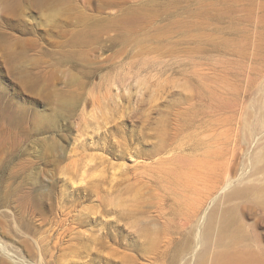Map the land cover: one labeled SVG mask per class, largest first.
Masks as SVG:
<instances>
[{"label":"rangeland","instance_id":"obj_1","mask_svg":"<svg viewBox=\"0 0 264 264\" xmlns=\"http://www.w3.org/2000/svg\"><path fill=\"white\" fill-rule=\"evenodd\" d=\"M263 93L264 0H0V264H195L187 230L140 234L174 221L151 223L164 191L135 179L139 155L233 143L238 177ZM225 205V263L264 264V200Z\"/></svg>","mask_w":264,"mask_h":264},{"label":"bare ground","instance_id":"obj_2","mask_svg":"<svg viewBox=\"0 0 264 264\" xmlns=\"http://www.w3.org/2000/svg\"><path fill=\"white\" fill-rule=\"evenodd\" d=\"M190 106H185L182 109L189 110ZM258 106V108L248 111L246 118L241 113L245 121L250 120L251 122V134L255 133L254 119L258 116L257 113H260L258 120L264 127V93L259 98ZM236 111L235 108L216 112L219 115H223L225 112L232 114L227 118L229 125H232L230 121L235 120L233 114ZM179 113H183V110H180ZM239 118L241 119V116ZM222 124L226 125L227 123L224 124L222 121ZM262 138H264V132L261 135ZM215 141L217 143H208V140L207 143H202L203 146H195L196 152L202 148L203 151L191 154L192 158L177 157L174 154L177 148L169 147L164 142H157L153 144L154 147L149 154L139 155L143 160L144 158L153 160L150 161L151 164L140 165L142 170H138L139 172L135 175V179L138 181L158 182L163 187L164 192H162V196L160 195V201L154 206L155 213L153 212L154 215L151 216V223L159 226V220L167 217V215H172V221H174L172 224L167 221L168 219L163 221L164 223L161 224L166 227L163 228V232L162 229L161 231L156 229L150 232L152 229L149 231L142 228L140 230L143 233L139 230L140 234L149 237L154 235L150 239L161 238L166 243V241L170 242L168 240H173L175 234L187 230L188 232H185L191 236L192 243L188 254L190 258L195 260V264H208L209 258H212V264H226L225 260L229 257L230 249L236 243L237 234L235 230L238 221L235 207L226 206L227 202L248 191H253L254 197L264 200V141L256 149L249 152L246 171L238 177L231 174L233 170H231L232 167L230 168V163H232L235 154L234 146L230 148L229 144L233 143ZM157 241L159 242V240ZM154 246L156 247L155 244L150 247ZM247 257L250 260L246 262L250 264H256L259 261L253 255Z\"/></svg>","mask_w":264,"mask_h":264}]
</instances>
